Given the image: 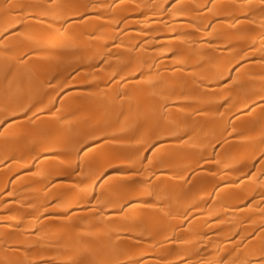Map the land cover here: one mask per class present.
Masks as SVG:
<instances>
[{
    "label": "bare ground",
    "instance_id": "1",
    "mask_svg": "<svg viewBox=\"0 0 264 264\" xmlns=\"http://www.w3.org/2000/svg\"><path fill=\"white\" fill-rule=\"evenodd\" d=\"M0 264H264L262 0H0Z\"/></svg>",
    "mask_w": 264,
    "mask_h": 264
},
{
    "label": "snow or ice",
    "instance_id": "2",
    "mask_svg": "<svg viewBox=\"0 0 264 264\" xmlns=\"http://www.w3.org/2000/svg\"><path fill=\"white\" fill-rule=\"evenodd\" d=\"M262 3H264V0H262Z\"/></svg>",
    "mask_w": 264,
    "mask_h": 264
}]
</instances>
